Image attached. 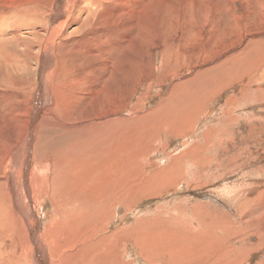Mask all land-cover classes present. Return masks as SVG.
<instances>
[{
  "label": "rangeland",
  "instance_id": "obj_1",
  "mask_svg": "<svg viewBox=\"0 0 264 264\" xmlns=\"http://www.w3.org/2000/svg\"><path fill=\"white\" fill-rule=\"evenodd\" d=\"M75 1L0 0V42L11 43L3 52L0 49V264H31L32 255L37 256L32 248L39 239L25 224L40 228L44 252L39 256L51 264H85L82 251L93 254L101 239L103 246L95 250L98 264H264V0L150 1L143 16L133 22L129 42L120 39L125 32L119 0H108L105 5L97 1L91 8L96 12L91 22H84L83 12L77 23L66 28L75 14ZM61 5L69 19L57 18ZM51 8L49 32L44 33ZM112 9L116 15H105ZM53 25H57L53 33L57 40L66 29L67 34L59 41L53 60L56 77L49 86L53 98H58L50 122L55 117L67 118L76 127L69 134H65L69 127L42 128L41 139L37 136L31 141L28 151L23 146L29 134L30 114L25 108L38 107L37 88L27 97L33 80L41 86L47 68L37 60L38 47L34 46L33 59L24 45L34 32H42L44 44L53 36ZM92 42L93 61L74 53L77 45L87 51ZM9 54L14 58L5 57ZM110 62L118 70L107 71V77L100 75L103 65ZM10 74H18L21 80ZM95 85L101 91L100 107L88 98V90ZM57 86L61 92L55 91ZM109 96L114 97L112 102H104ZM61 102H71L72 110L60 107ZM110 113L112 117H107ZM93 115L97 119L88 120ZM70 117L77 121L71 122ZM93 126L100 127V139L117 156L113 186H130L125 192L116 189L115 195L110 193L105 199H86L89 204L77 211L83 213L81 221L75 216L68 221L70 210L62 211L55 204V211L51 198L44 197L51 195L52 179L66 175L61 159L54 165L53 157L64 152L66 145L71 147L79 132L86 137ZM18 150L19 160L12 162ZM100 153L104 157L101 147ZM29 162L32 173L41 176L45 172L43 185L34 186L30 172V181L24 178ZM25 182L32 191H24ZM32 192L38 222L27 216V196ZM101 200L110 203L99 204ZM67 205L71 210L76 207ZM109 205L114 209L107 225L86 216L98 218ZM62 212L67 213L65 217ZM54 224L60 231L61 237L54 239L60 242L61 256L50 251L56 245ZM79 224L84 229L74 236L72 231ZM89 228L95 231L90 233ZM108 244L112 246L107 248Z\"/></svg>",
  "mask_w": 264,
  "mask_h": 264
},
{
  "label": "bare ground",
  "instance_id": "obj_2",
  "mask_svg": "<svg viewBox=\"0 0 264 264\" xmlns=\"http://www.w3.org/2000/svg\"><path fill=\"white\" fill-rule=\"evenodd\" d=\"M75 1V0H74ZM97 1L100 3L99 5L101 4H104L106 3V1L108 0H76L75 3L77 6H75V14L73 15V18L71 19L69 25L66 27H64V30L66 28H68L70 25L72 24H75L78 22V19L82 16L80 14H84L86 13V16H84V22H88L90 21L91 22V18L93 17V13L95 12L94 9H91L92 8V5H95L97 4ZM150 1H157V0H119V10L122 11L121 12V18H122V22H123V31L125 32V35L123 37H121V41H125V40H129L130 38V35H129V31L130 29H132L133 27V22L134 21H137L139 18H141L144 14V10L147 6V4L150 2ZM110 2V1H109ZM66 3L63 4V6L65 5ZM54 5V4H53ZM52 5V7H53ZM63 6L61 5L59 7V11H57V18L58 19H62V18H68V16H66V14L64 13V10H63ZM99 7V6H98ZM97 7V8H98ZM61 8V9H60ZM104 8V7H103ZM102 8V9H103ZM70 9V8H69ZM91 9V10H90ZM71 10V9H70ZM69 10V11H70ZM100 10V8H99ZM118 10V9H117ZM67 11V9H66ZM107 11V10H106ZM115 12V13H112V12ZM50 12H53L52 11V8L48 11V13L46 14V20H45V28H43L42 31H45L46 32H49L46 30V25H47V18L49 17V14ZM72 12V11H70ZM105 12V10H104ZM68 13V12H67ZM96 13V12H95ZM56 14V12H55ZM100 14V13H99ZM98 14V15H99ZM116 10L115 9H112V11H108L106 12L105 15H109V16H112V15H116ZM23 16V15H22ZM56 16V15H55ZM108 16V17H109ZM71 17V16H70ZM96 17V16H95ZM106 17V18H108ZM53 18V17H52ZM117 18V17H116ZM50 19V18H49ZM93 19H96V18H93ZM99 19V17L97 18ZM63 20V19H62ZM80 20V19H79ZM59 21V20H58ZM101 21V20H100ZM100 21H97L100 22ZM103 21V20H102ZM114 21V20H113ZM118 21V20H117ZM39 22V21H38ZM51 22V21H50ZM55 22V21H54ZM63 22V21H62ZM61 22V23H62ZM65 22V21H64ZM83 22V23H84ZM93 21H92V25H93ZM101 23V22H100ZM41 24V23H40ZM55 24V23H54ZM63 24V23H62ZM66 24V23H64ZM105 24V23H104ZM110 24V23H109ZM60 25V24H59ZM96 25V23H95ZM39 26V25H38ZM55 26V25H53ZM52 26V28H53ZM88 26L89 28V25H86ZM85 26V27H86ZM50 27V26H49ZM47 27V28H49ZM57 25L55 26V28L53 29V31L51 32L52 34L55 32V29H56ZM61 26V28H63ZM66 27V28H65ZM81 28V26H79ZM93 27V26H92ZM95 27V26H94ZM77 28V26H76ZM78 28V30L80 29ZM87 28V27H86ZM7 29V28H6ZM15 29V28H14ZM51 29V28H50ZM58 29V28H57ZM84 29V28H83ZM93 29V28H92ZM101 29V28H100ZM7 31V30H5ZM32 31H35L34 27L32 28ZM67 29L64 31V33L62 34V36L60 38H58V40L54 37L55 35L53 34L52 38L50 36V39H46L47 41L44 42L43 44V40H45V37L44 39L40 40V38H43L41 37L42 36V32L41 33H32V37H30L28 40H27V43L25 44L24 43V40H22V43H24L25 47L27 48V54L32 57L34 56V53L35 52V45L38 47V56H37V53H36V57H37V60H41V62L43 64L46 65V72L42 74V78L43 76L46 78H43V81H42V84L41 86H38V85H35V80H33V84H32V87L30 92H29V95L27 97V100L31 97V94L30 93H33L35 91V89L37 88V108L34 109L32 111V108L29 106L27 108H25L27 110V113L30 114L28 116V127H29V134L23 144V146H27L28 147V151L30 150V145H31V141L34 142L35 139L37 138V136L40 137L41 139V136L39 135V131L43 128H47L49 129L50 127H54V128H68V131H65V134H69V130L71 132H73L72 130H74V127L75 124L74 123H68V119L67 118H58V117H55V120L50 122V117L52 116V108H54V105L56 103V99L58 98V96H55L56 98H53V94H52V91H51V87L49 85L50 82L52 81L51 79L52 78H55L56 77V73L55 74H52V69H53V60H55V56H56V50L59 48L57 47L58 44H59V41L65 36ZM75 31H77L75 29ZM75 31H73L72 33H75ZM83 31V30H82ZM87 31V30H86ZM81 31H79V34H80ZM98 32V31H97ZM44 33H43V36H44ZM77 33V32H76ZM75 33V34H76ZM14 34V33H13ZM83 34H85L83 32ZM16 35V34H15ZM78 35V34H77ZM86 35V34H85ZM46 36V34H45ZM82 36V35H81ZM76 37V35H75ZM80 37V36H78ZM16 38H20V37H16ZM40 41H39V40ZM55 39L57 40L56 43H55ZM83 39V38H82ZM5 40V39H4ZM12 40H16L17 42L19 41V44H20V41L21 40H17V39H12ZM78 40V39H77ZM102 40V39H101ZM26 41V40H25ZM86 40H83L82 42H78V43H85ZM104 42V39L103 41ZM129 42V41H128ZM1 43V42H0ZM111 43V42H110ZM11 43L9 42H4V43H1V45H3V47H0L1 51L3 52L5 46H10ZM41 44H43L41 46ZM80 45H83V44H80ZM90 46L87 48V51L82 48V46H78L77 45V48H74V49H77L74 51L75 54L78 55V53H81V55L84 57V58H88V56H90V59L93 61L94 59V54L96 53L95 51V45H94V42H92L91 44H89ZM56 47V48H55ZM7 49V48H5ZM59 50V49H58ZM107 50V49H106ZM108 50H111V49H108ZM39 51H40V56H39ZM46 51H47V54H46ZM58 53V52H57ZM72 52V54H74ZM91 54V55H90ZM25 56V55H24ZM5 57H7L8 59H12L14 58L11 54H9V57L5 55ZM35 57V56H34ZM35 57V58H36ZM33 58V57H32ZM33 58V59H35ZM75 58V56H74ZM3 59V57H2ZM78 61L80 58H78ZM39 60V61H40ZM6 61V59H5ZM35 61V60H34ZM87 61V59H86ZM89 61V60H88ZM3 62H4V59H3ZM2 62V64H3ZM9 62V61H8ZM84 59H83V63H84ZM1 63V62H0ZM19 63H16V66L19 67L18 65ZM86 64V63H85ZM112 65V67H111ZM8 66V65H7ZM56 66V64H55ZM97 66H99L97 64ZM20 68V67H19ZM56 69V68H55ZM58 69V68H57ZM56 69V71H57ZM81 69V68H80ZM17 71H19L17 68H16ZM25 71H29L27 69V67L24 68ZM101 70V69H100ZM114 70H118V68L114 67V65L110 62L108 64H104L103 65V71L101 72L100 75H104L105 77H107V71L108 72H112L114 73ZM22 71H23V65H22ZM55 71V70H54ZM117 73L119 71H116ZM15 73V72H14ZM47 73V75H46ZM120 73V72H119ZM19 74V73H18ZM18 74H10L11 77H20V80H21V76H19ZM26 74H29V73H26ZM52 74V75H51ZM59 74V73H58ZM61 74V72H60ZM63 74V73H62ZM24 75V74H22ZM55 76V77H54ZM74 76V75H73ZM58 79L59 76L57 75ZM65 77V76H64ZM24 79V78H23ZM111 79H108V81H111ZM56 82V81H55ZM37 83V82H36ZM20 83L17 84L18 88L20 87L19 85ZM39 84V83H37ZM0 86H1V83H0ZM37 86V87H36ZM99 87V86H98ZM28 88V86H27ZM96 85L94 88H92L91 90H88V92L90 93L88 95V98L90 97L91 99V104L92 105H95V106H98L100 107L99 104H101V100H100V97L101 96V91L100 90H95ZM106 89V88H105ZM21 90V89H20ZM26 90V89H25ZM27 91V90H26ZM55 91H60L61 92V89L59 88V86H57V88L55 87ZM107 91V90H105ZM104 91L103 95L106 94V92ZM93 92V93H92ZM92 93V95H91ZM85 94V93H83ZM105 97V95H104ZM103 97V98H104ZM109 98V99H108ZM106 99H103L104 102H109L111 103L112 100L111 98H114V97H108ZM79 100V99H78ZM87 101V100H86ZM114 101V100H113ZM89 102V103H90ZM71 103V102H70ZM69 102H61L59 105L60 107L62 108H65V109H71L68 104H70ZM75 103H72V105L74 104V107H75ZM99 103V104H98ZM78 105V104H77ZM109 105V104H108ZM114 105V104H113ZM104 106L105 103H104ZM110 106V105H109ZM69 107V108H68ZM72 107V108H74ZM108 108V106H107ZM106 108V109H107ZM109 109V108H108ZM111 109V108H110ZM72 110V109H71ZM74 110V109H73ZM76 110V108H75ZM35 111V112H34ZM31 114H32V117H31ZM76 116H79V112H77V115ZM108 116H111L112 117V114H107V117ZM31 117V119H30ZM77 118H74L73 117H70V121L73 122L75 121ZM90 119H97V116L96 115H93L91 116L88 120ZM87 120V121H88ZM111 120V119H109ZM77 121V120H76ZM110 123V121H109ZM110 125H112L110 123ZM85 127V126H84ZM114 127V126H113ZM99 128L100 127H97V126H93V129L90 131V132H87V136L84 137L82 135H80L81 133L79 132V134H76L75 136L76 137H72L70 136V138H73V143H72V146H68L66 145V149H64L65 151L64 152H57V154L55 153V156L53 157L54 158V165H56L59 160L61 159V161H64L63 163L60 161L59 163L61 164V168L65 167V173L66 175L62 178L61 176H59L55 181L52 179V192H51V195H46L44 194V197H49L51 198V200H49V202H52L53 204V207L56 210H58L56 208V205L58 206V208H60L62 211L66 210L67 208L70 210L71 212V217L69 215V218H68V221H71L72 218L75 216L76 220L78 221H81V216H83V213H78L77 211H80V208L81 207H84V206H87L89 203H87L86 199L90 200L91 198H96V199H105V196H107L108 194L110 193H113L115 195V190H123V192L127 191L129 189V185H122L120 187H116V186H113V183L115 181V173L117 170L116 166L113 165L114 161H115V158L114 157H117L115 154H114V149L111 150L110 149V144L109 146H107V142L106 140L104 139H100V133H99ZM80 130V129H79ZM82 131V130H81ZM83 132V131H82ZM111 132V131H110ZM76 133V132H75ZM113 135V131L111 133ZM110 135V134H109ZM115 135H113L114 137ZM104 137H106V134L104 135ZM34 140V141H33ZM100 147L101 149L104 151V157L100 158ZM27 149V148H26ZM25 149V150H26ZM69 150H72L70 152H76L77 156L75 157L73 154H70L69 153ZM117 149V148H116ZM118 150V149H117ZM23 152V151H22ZM22 152L20 154H22ZM122 152V150H121ZM120 152V153H121ZM16 157L13 159L12 162H15L16 160H19V150L16 152ZM26 154V153H25ZM28 155V154H27ZM68 156V157H67ZM90 156V157H89ZM102 156V155H101ZM22 157V156H21ZM24 157V156H23ZM22 157V158H23ZM21 158V159H22ZM122 158V157H121ZM23 161V160H22ZM26 160L24 159L23 162H25ZM102 162V163H101ZM16 163V162H15ZM14 164V163H13ZM43 166L47 167L46 165V162H43L42 163ZM18 166V165H17ZM39 166V165H38ZM15 167V165H14ZM42 168V166H41ZM58 167H56L55 169H57ZM44 169V171H45ZM11 170V169H10ZM43 171V172H44ZM85 171V172H83ZM21 172V171H20ZM29 172L31 173V181L33 182L34 186L37 187V183L39 182V184H42L43 185V178L45 177V172L41 175V176H37L36 173H32V170L30 171V162L28 163V169L27 171L25 172L24 174V178H27L28 181L29 180ZM52 174V173H51ZM64 174V173H63ZM128 174V173H127ZM26 180V181H27ZM21 181V180H20ZM58 181H61V184L58 183ZM14 185V184H12ZM57 187H56V186ZM23 188H24V191H32V187L29 186V183L25 182L23 183ZM33 186V187H34ZM56 188H55V187ZM21 189V188H20ZM19 189V190H20ZM2 190V189H1ZM0 190V192H1ZM14 190V188H13ZM40 190L43 192V187L41 186ZM116 190V191H117ZM35 192V190H33ZM26 192V193H28ZM38 193V192H37ZM101 193L103 194V197L101 198ZM19 194V193H18ZM43 194V193H42ZM16 195V194H15ZM38 195V194H37ZM36 196V195H35ZM39 196V195H38ZM112 196V194H111ZM24 197V195H23ZM28 197V202H30V208H28V213H27V216L30 217V219H34L35 222H38V219H37V215L35 217V215L33 213L36 214V211L34 209V206H35V198H34V193H30ZM69 199H68V198ZM4 198V197H3ZM43 198V197H42ZM58 198L62 199L59 200ZM82 198V199H81ZM22 199V198H21ZM20 199V200H21ZM27 199V198H25ZM24 199V201H25ZM107 199H110L109 197H107ZM4 200V199H3ZM34 200V201H33ZM59 200V201H57ZM26 201V202H27ZM32 201H33V205H32ZM39 201V199L37 200ZM66 201V203H65ZM71 203L73 206L75 205L76 207L73 208V210L70 209V207L67 205L68 202ZM105 201L106 204H108V202L110 203V200H101V201H98L99 204H102L103 202ZM17 203V201H16ZM20 203V202H19ZM27 205V203H25ZM56 204V205H55ZM59 204V205H58ZM18 205V203H17ZM16 205V207H17ZM19 206V205H18ZM22 206H24V204L22 205L21 204V208ZM71 206V205H70ZM27 207V206H26ZM37 207H38V204H37ZM90 207V206H89ZM125 208H130L129 205H126L124 206ZM24 208V207H23ZM113 209H114V206L113 205H109V206H106L103 208V210L100 212L99 214V217L97 218L96 215H92V214H88L86 215L88 218L92 219V220H96L97 223L99 225H107L111 222V216L113 214ZM21 210V209H20ZM24 210V209H23ZM129 211V210H128ZM1 212V211H0ZM5 212L6 214L8 215L7 211H6V207H5ZM4 212V213H5ZM31 212V213H30ZM77 212V213H75ZM3 213V211H2ZM15 213V212H14ZM1 214V213H0ZM17 214V213H16ZM64 214H67L65 212H62V214H60L62 217H65ZM2 216V215H1ZM18 216V215H17ZM23 219V218H21ZM27 220V219H25ZM25 221H23L24 223ZM27 223V222H26ZM35 224V223H34ZM22 226V225H20ZM36 226V225H35ZM38 226V225H37ZM29 231H33L35 230L36 232V235H37V239L39 240H35L33 241V245L36 246V248H32V249H35L37 251V256H33V258H35L34 260H32L31 264H36V262H38L39 264H51V262L49 260H46L45 257L41 258V256H39L40 252H44V248H42V245H41V238L39 235L40 233V228L39 227H35V228H31V226L28 227V224H25V226ZM57 225L54 224L53 225V228L55 229L54 233H53V239L52 241L54 240L56 242V245L53 247L54 248V251L50 250L51 252H53V255H58V256H61L60 255V242H58L56 239H54L56 236H58V238H60L61 236H59L60 234V231L56 229ZM84 229L83 225L80 226V224L77 226V229L74 230L72 232H74V236H78L80 234V231ZM108 230L112 229V227H108L107 228ZM91 232H94L95 230L92 228H89L88 229ZM87 230V231H88ZM24 231H27L26 229ZM24 231H23V235L24 236ZM116 233L118 230H115ZM126 231V229H125ZM111 232V237L113 239V236H115V233L112 231ZM29 233V232H28ZM31 233V232H30ZM89 232H87L88 234ZM97 233H100V231H98ZM31 237H34V236H31ZM85 237V234H83V236H81V240ZM110 237V238H111ZM129 236H127V239H126V245L128 246L129 245ZM110 238H108V241L111 242ZM132 238V237H130ZM34 239H36L34 237ZM92 239V237H91ZM95 239V238H94ZM140 239V238H139ZM136 241V240H135ZM104 240H100L99 242H97V245H95V249H94V253L93 254H88V252L85 250L82 251V256H81V261H83L85 264H89V261H90V264H98L99 262V255L97 253H95V250L97 249V247L99 246V244H101V246H103L104 244ZM137 242V241H136ZM113 243H116V242H113ZM117 244V243H116ZM44 245V244H43ZM107 246V248H110L112 246V244H108V245H105ZM106 248V247H105ZM89 249V248H87ZM34 251V250H33ZM142 251V250H141ZM143 252V251H142ZM43 254V253H42ZM145 254V253H144ZM40 257V259L38 258ZM171 258V257H170ZM70 259H72V257L70 256ZM176 259V258H175ZM173 260V259H172ZM181 260V259H180ZM49 261V262H48ZM37 263V264H38Z\"/></svg>",
  "mask_w": 264,
  "mask_h": 264
}]
</instances>
